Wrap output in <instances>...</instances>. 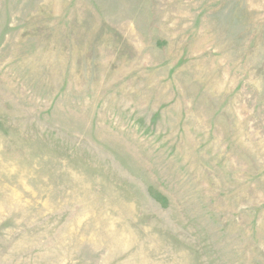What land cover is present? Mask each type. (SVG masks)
I'll return each mask as SVG.
<instances>
[{
  "label": "rangeland",
  "instance_id": "obj_1",
  "mask_svg": "<svg viewBox=\"0 0 264 264\" xmlns=\"http://www.w3.org/2000/svg\"><path fill=\"white\" fill-rule=\"evenodd\" d=\"M0 264H264V0H0Z\"/></svg>",
  "mask_w": 264,
  "mask_h": 264
}]
</instances>
